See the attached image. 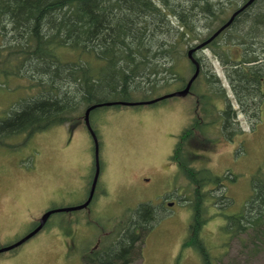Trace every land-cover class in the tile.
<instances>
[{
    "label": "trees",
    "instance_id": "1",
    "mask_svg": "<svg viewBox=\"0 0 264 264\" xmlns=\"http://www.w3.org/2000/svg\"><path fill=\"white\" fill-rule=\"evenodd\" d=\"M246 2L0 0V75L4 79L22 76L31 91L0 117V147H13L8 141L16 135L29 137L60 125L74 129L83 124L84 111L93 104L135 102L139 97L144 102L148 95L168 90L177 82V90L183 89L188 78L184 60L194 73L187 59L188 46L207 40ZM210 44L213 54L232 67L227 76L240 110L250 112L258 96L262 97L264 84V0H255ZM63 50L74 52L76 59L63 60ZM234 53L240 57L234 60ZM208 72L203 77L211 84ZM215 94L211 88L200 95L199 103L214 108ZM222 94L219 97L226 100ZM217 111L222 119L219 128L225 133L219 131L229 139L236 133L228 129L234 123V112L229 106ZM204 123L197 118L178 136L169 160L194 186L193 198L185 200L192 214L182 248L196 251L201 264H220L221 257L213 259L201 237L209 219L205 203L214 199L212 205L218 209L216 215L225 218L223 229L230 241L237 239L242 246L264 244V170L253 176L242 211L223 215L220 210L230 199L223 193L222 178L207 168H192V159L198 155L193 147L201 137L198 130L207 131ZM161 209L139 204L119 228L103 235L108 240L105 246L81 255L83 263H132L141 254L140 245ZM224 245L225 255L229 246Z\"/></svg>",
    "mask_w": 264,
    "mask_h": 264
},
{
    "label": "rangeland",
    "instance_id": "2",
    "mask_svg": "<svg viewBox=\"0 0 264 264\" xmlns=\"http://www.w3.org/2000/svg\"><path fill=\"white\" fill-rule=\"evenodd\" d=\"M202 26L198 23L197 28L203 33ZM208 53L204 70L209 71L213 82L207 84L200 76L191 95L155 105L99 108L90 114L99 148L96 199L87 209L53 214L34 237L12 251L0 253V264H84L81 255L92 250L98 239L96 249L105 246V232L119 228L141 203L162 209L144 236L141 254L134 256L130 264H201L196 251L182 248L192 214L185 200L193 198L194 186L169 160L177 137L197 118L205 120L207 131L198 130L201 137L193 147L198 155L192 159V168L204 167L222 178L223 193L230 199L220 210L223 215L242 211L251 194L253 176L264 170V84L262 97L258 96L249 110L253 116L242 112L227 76L232 67L229 64L225 68L213 52ZM239 57L234 53V60ZM61 58L71 61L76 55L63 50ZM184 62L189 77L190 67ZM177 85L148 95L147 100L172 93ZM211 88L218 94L212 96L215 107L201 106L196 102L198 96ZM220 92L226 97V108L231 106L234 112V123L228 129L236 133L229 139L220 129L222 119L217 110H225ZM29 94L22 76L4 79L0 75V117ZM203 108L204 112L210 109V114L198 115ZM90 135L84 125L73 133L67 125H60L29 137L16 135L8 141L13 147H0V248L26 235L34 227L32 222L46 211L76 207L85 201L83 195H73L79 191L72 177L83 175L90 180L94 175L95 147ZM164 197L169 198L165 203ZM213 201L205 203L209 219L201 233L213 259L221 257L220 264H264V244L242 246L237 239L230 241L223 229L226 220L216 215ZM224 203L227 200L218 205ZM225 243L229 249L224 255Z\"/></svg>",
    "mask_w": 264,
    "mask_h": 264
},
{
    "label": "water",
    "instance_id": "3",
    "mask_svg": "<svg viewBox=\"0 0 264 264\" xmlns=\"http://www.w3.org/2000/svg\"><path fill=\"white\" fill-rule=\"evenodd\" d=\"M254 0H249L248 2H246L240 9L236 10L231 17L228 19V21L222 26L220 27L208 40H206L205 42H203L202 44L198 45L195 48L190 49L187 52V57L190 60V62L194 65L195 67V71L193 73V75L191 76V78L188 80L186 86L184 89L180 90V91H176L170 94H166L163 95L159 98L153 99V100H149V101H144V102H123V101H115V102H107V103H101V104H93L91 106H89L83 114V123L86 127V129L92 134L93 138H94V142H95V168H96V172L91 184V188H90V193L89 196L87 198V200L76 207H69V208H61V209H55V210H50L45 212L39 219H38V225L32 230L30 231L28 234H26L24 237H22L21 239H19L17 242H15L12 245H9L7 247L4 248H0V253H5V252H9L15 248H18L19 246H21L22 244H24L27 240H29L30 238H32L34 235H36L45 225V223L47 222V220L49 219V217L54 214V213H59V212H73V211H78L81 209H85L88 207V205L90 204L93 195H94V190H95V186L98 180V176H99V162H98V147H97V141L95 138V135L92 131V128L90 126V121H89V116L91 111H93L96 108H99L101 106H105V107H109V106H126V107H131V106H147V105H152L155 104L157 102L166 100V99H170V98H184L186 97L189 92H190V88L193 84V82L195 81V79L198 77L199 74V64L198 62L193 58V53L195 51H197L200 48H203L205 45H207L208 43H210L212 40H214L222 31H224L227 27H229L234 18L238 15V13H240L242 10H244L246 7H248Z\"/></svg>",
    "mask_w": 264,
    "mask_h": 264
},
{
    "label": "flooded vegetation",
    "instance_id": "4",
    "mask_svg": "<svg viewBox=\"0 0 264 264\" xmlns=\"http://www.w3.org/2000/svg\"><path fill=\"white\" fill-rule=\"evenodd\" d=\"M213 49H214V45H211V44H208V45H206L204 48H202V49H199L198 51H196V53L194 54V57L196 58V60L200 63V69H201V72H204V69H205V66H206V64H205V59H207V53L208 52H213ZM199 54L201 55V56H199ZM225 68L227 67L226 65L224 66ZM228 69H230L229 67L226 69V70H228ZM263 98H264V95H263ZM262 101H263V99H262ZM224 110V109H223ZM264 111V110H263ZM76 128V127H75ZM75 128L74 129H69V131H70V133H73V131L75 130ZM88 131V130H87ZM88 133L89 134H91L89 131H88ZM93 133H94V135H95V138L97 139V136H96V134H95V132H94V130H93ZM91 137H92V139H93V136H92V134L90 135ZM73 139V138H72ZM71 139V140H72ZM70 140V141H71ZM97 141V143H98V140H96ZM93 142H94V139H93ZM94 147H95V142H94ZM97 147H98V144H97ZM98 154H99V148H98ZM98 162H99V157H98ZM95 172H96V168H95ZM95 172H94V175H95ZM99 172H100V166H99ZM94 175L93 176H91L92 177V179H90V180H88L87 178H85L83 175L82 176H78V175H75V176H73L72 177V181H75L77 184H78V190L77 191H79V193H77V194H73V195H83V198H86L85 199V201L87 200V198H88V196H89V193H90V188H91V184H92V181H93V178H94ZM87 177V176H86ZM98 178H99V176H98ZM97 184H98V180H97V183H96V186H95V190H94V195H93V198H92V200H91V203H93V201L96 199V188H97ZM76 193V192H75ZM100 194H103V191L102 192H100ZM106 194V193H105ZM166 194H169L168 192L166 193ZM84 196H86V197H84ZM109 195H106V196H104V197H108ZM167 199H169V198H166V197H164V200H163V203H165L166 202V200ZM84 201V202H85ZM83 202V203H84ZM82 203V204H83ZM91 203L89 204V206L91 205ZM88 206V207H89ZM47 212V211H46ZM50 219V218H49ZM48 222V221H47ZM90 222H93V221H90ZM96 223V222H95ZM47 224V223H46ZM32 225H34V227H36L37 225H38V223H34V222H32ZM46 226V225H45ZM45 226H44V228H45ZM34 227L32 228V229H34ZM153 227V226H152ZM152 227H151V229H152ZM31 229V230H32ZM150 229V230H151ZM30 230V231H31ZM109 232H111V231H108V232H105V233H109ZM100 240L98 239L97 240V243L99 242ZM97 243L95 244V246L93 247V249L92 250H95L96 249V247H97Z\"/></svg>",
    "mask_w": 264,
    "mask_h": 264
},
{
    "label": "bare ground",
    "instance_id": "5",
    "mask_svg": "<svg viewBox=\"0 0 264 264\" xmlns=\"http://www.w3.org/2000/svg\"><path fill=\"white\" fill-rule=\"evenodd\" d=\"M248 1H249V0H247V2H248ZM254 1H255V0H254ZM254 1H253V2H254ZM217 2H218V1H217ZM253 2H252V3H253ZM252 3H251L248 7H246V8H249V7L252 5ZM246 8H245V9H246ZM245 9H244V10H245ZM244 10H242V11H244ZM242 11H241V12H242ZM241 12H240V13H241ZM214 13H215V12H214ZM240 13H238V15H239ZM213 15H214V14H213ZM238 15H237V16H238ZM260 189H261V188H260ZM261 197H262V196H261Z\"/></svg>",
    "mask_w": 264,
    "mask_h": 264
}]
</instances>
